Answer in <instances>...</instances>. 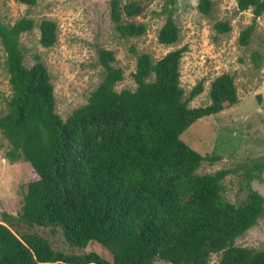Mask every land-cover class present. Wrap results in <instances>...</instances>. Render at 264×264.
<instances>
[{
  "label": "trees",
  "instance_id": "trees-1",
  "mask_svg": "<svg viewBox=\"0 0 264 264\" xmlns=\"http://www.w3.org/2000/svg\"><path fill=\"white\" fill-rule=\"evenodd\" d=\"M32 7L36 0H14ZM163 23L156 33L159 44L173 45L179 37L173 13L176 0H166ZM236 10H250L252 22L238 36L245 45L253 20L264 12V0H235ZM212 0H196L195 8L208 15ZM181 6H186L182 2ZM129 0H109L113 30L123 38L138 37L142 22L123 20L137 14ZM38 30L37 41L48 48L56 41V25L50 19L36 24L22 16L11 25L0 22L2 64L9 92L0 96V136L9 163L25 161L36 179L22 187L15 216L1 214L0 264H264V249L234 245V239L262 215L264 198L251 189L264 159L243 164L244 197L233 203L224 198L223 178L235 168L198 173L203 161L219 159L202 155L180 139L194 121L215 114L238 100L233 76L221 73L208 87L209 103L187 105L202 91L197 81L184 96L179 85V60L185 46L157 59L148 53L135 56L132 89L115 90L122 79L112 65L111 50L98 48L96 65L100 80L86 101L63 119L54 111L53 85L44 64H23L24 47L18 35ZM216 33L230 27L214 21ZM254 66L262 61L250 53ZM264 158V157H263ZM23 226L29 231L12 230ZM57 227L63 239L78 247L89 241L102 245L110 260L95 252L65 253L31 228Z\"/></svg>",
  "mask_w": 264,
  "mask_h": 264
},
{
  "label": "rangeland",
  "instance_id": "rangeland-1",
  "mask_svg": "<svg viewBox=\"0 0 264 264\" xmlns=\"http://www.w3.org/2000/svg\"><path fill=\"white\" fill-rule=\"evenodd\" d=\"M129 0H120V4ZM139 7L137 14L122 17L123 20L142 22L145 31L138 37L123 38L113 30L109 19V0H36L32 7L14 0H0V22L11 25L25 16L34 20L50 19L56 25V41L53 46L39 45L38 30L18 35L24 47L23 64L33 63L34 55L46 67L53 85L54 111L63 119L74 107L86 101L89 92L100 80V67L96 65V51L104 48L114 55L112 65L120 68L122 79L115 83V90L132 89L131 72L137 53H148L157 59L167 51L185 46L179 60V85L186 96L197 82L202 91L188 101L189 107L209 103L207 91L210 81L221 73L233 76L238 100L219 112L194 121L181 134L180 139L202 155H218L211 163L203 161L198 173L217 169L235 168L222 180L225 199L238 203L246 192L241 165L264 159V12L253 20V30L245 45L238 43L239 32L252 22L250 10L237 11L235 0H212L208 15L200 14L196 0H176L173 19L178 27V40L169 46L156 41V33L163 23L161 13L166 0H133ZM186 2L182 7L181 3ZM225 21L229 31L216 33L214 21ZM262 56L255 67L250 53ZM0 45V96L8 94L7 75ZM7 148L0 136V222L1 214L15 216L20 206L22 187L36 179V174L25 161L9 163L3 157ZM251 189L264 198V166L259 178L250 181ZM12 230L29 231V228L13 225ZM45 237L50 245L65 253L95 252L110 260V253L99 243L89 241L78 247L67 243L55 226L31 228ZM234 245L264 249V209L256 223L237 236ZM219 254H211L208 264H216ZM153 264H169L154 260Z\"/></svg>",
  "mask_w": 264,
  "mask_h": 264
}]
</instances>
